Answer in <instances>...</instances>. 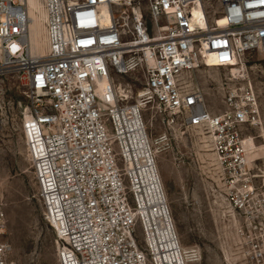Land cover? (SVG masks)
<instances>
[{
	"label": "built area",
	"instance_id": "2783aa9c",
	"mask_svg": "<svg viewBox=\"0 0 264 264\" xmlns=\"http://www.w3.org/2000/svg\"><path fill=\"white\" fill-rule=\"evenodd\" d=\"M44 2L42 58L30 50L29 0H0V80L13 76L28 97L22 130L59 264H186L143 107L118 97L117 77L137 68L168 122L212 131L227 199L264 260V188L246 134L260 120L259 97L234 76L215 113L184 81L264 55V0ZM5 217L0 204V237ZM12 250L0 238V264H15Z\"/></svg>",
	"mask_w": 264,
	"mask_h": 264
},
{
	"label": "rangeland",
	"instance_id": "374dc122",
	"mask_svg": "<svg viewBox=\"0 0 264 264\" xmlns=\"http://www.w3.org/2000/svg\"><path fill=\"white\" fill-rule=\"evenodd\" d=\"M241 65L259 97L260 120L246 134L254 141L255 184L264 188V55L249 54ZM232 68L202 67L187 73L184 81L200 89L207 105L219 113L225 109L228 79L242 72ZM143 79L144 71L137 68L117 77V83L135 99ZM28 102L25 88L13 76L0 80V204L6 215L0 238L11 244L15 264H59L57 235L43 216L22 130ZM144 117L186 264H264L252 256L245 214L227 199L212 131L168 122L155 101L145 107Z\"/></svg>",
	"mask_w": 264,
	"mask_h": 264
},
{
	"label": "bare ground",
	"instance_id": "6f19581e",
	"mask_svg": "<svg viewBox=\"0 0 264 264\" xmlns=\"http://www.w3.org/2000/svg\"><path fill=\"white\" fill-rule=\"evenodd\" d=\"M29 10H30V26H29L30 30L28 33V39H29L30 50L33 53V55L44 58L47 55H49V41H48V34L46 28L47 11L44 0H29ZM195 13L197 15L199 14L197 10L195 11ZM211 65H213V63H211ZM236 68H239L240 70H242V72H240V74H237L235 76L245 77L244 69L238 67V65L235 64V66H233L232 69H236ZM132 85H130V87H132ZM122 86H123L122 84L117 83L118 97L119 100L122 102L136 101L140 105H142L144 110L145 107L150 105L151 102L155 101V97L153 93L147 88H141L137 93V97L135 99H132L130 95V91ZM182 252H183V248H182ZM183 257H184V253H183Z\"/></svg>",
	"mask_w": 264,
	"mask_h": 264
}]
</instances>
